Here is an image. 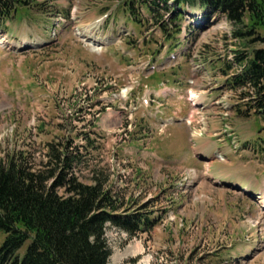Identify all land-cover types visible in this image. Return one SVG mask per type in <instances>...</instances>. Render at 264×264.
I'll return each mask as SVG.
<instances>
[{"label": "rangeland", "instance_id": "1", "mask_svg": "<svg viewBox=\"0 0 264 264\" xmlns=\"http://www.w3.org/2000/svg\"><path fill=\"white\" fill-rule=\"evenodd\" d=\"M41 1L29 18L0 24L8 41L0 46V159L25 158L36 169L48 144L74 151L94 141L79 169L105 176L136 207L147 203L143 212L157 220L131 238L107 228L109 264H264V209L253 194L264 185L253 178L264 171V121L247 116L248 99L227 84L238 70L234 55L246 50L233 25L220 15H186L171 60L149 16L140 34L126 23L123 0ZM113 11L114 20L106 17ZM143 36L151 50H129L126 42ZM158 45L156 71L180 78L146 88ZM230 131L246 146H229ZM216 149L225 155L218 163ZM217 166L238 169L251 189L206 173Z\"/></svg>", "mask_w": 264, "mask_h": 264}, {"label": "trees", "instance_id": "2", "mask_svg": "<svg viewBox=\"0 0 264 264\" xmlns=\"http://www.w3.org/2000/svg\"><path fill=\"white\" fill-rule=\"evenodd\" d=\"M43 3L0 0V22L25 19ZM196 10L206 18L223 16L233 25V37L246 50L234 55L238 70L227 83L240 98L248 99L246 115L264 121V48H248L251 43H264V0H124L121 8L139 34L147 26L144 13L149 16L169 43V52L181 45L182 21ZM163 14L169 17L164 19ZM131 47L138 54L140 48L151 50L148 41ZM161 47L149 53L151 61L156 62ZM168 77L152 70L147 78L149 84H156ZM263 131L264 126L257 128L258 133ZM93 142L88 138V144L74 151L69 143L61 148L48 144L47 158L36 169L25 158L0 159V264H109L107 228L131 238L157 223L151 212H143L147 203L136 207L132 197L107 183L105 176L87 169L86 177L79 169Z\"/></svg>", "mask_w": 264, "mask_h": 264}, {"label": "bare ground", "instance_id": "3", "mask_svg": "<svg viewBox=\"0 0 264 264\" xmlns=\"http://www.w3.org/2000/svg\"><path fill=\"white\" fill-rule=\"evenodd\" d=\"M3 43H4V41L1 40L0 44H3ZM197 97H198V96H196V95L193 96L194 99H196ZM196 101L198 102V100H194V102H196ZM197 102H196V103H197ZM196 103H194V104H196ZM263 202H264V200H263ZM263 206H264V205H263ZM137 247H138V245H137Z\"/></svg>", "mask_w": 264, "mask_h": 264}]
</instances>
